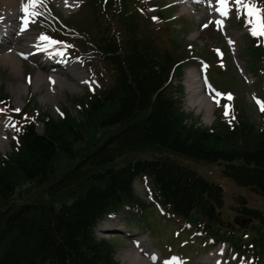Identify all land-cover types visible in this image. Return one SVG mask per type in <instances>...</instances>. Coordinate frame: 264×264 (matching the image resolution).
<instances>
[{
  "label": "trees",
  "instance_id": "16d2710c",
  "mask_svg": "<svg viewBox=\"0 0 264 264\" xmlns=\"http://www.w3.org/2000/svg\"><path fill=\"white\" fill-rule=\"evenodd\" d=\"M82 3L70 23L94 52L99 83L69 99L75 115L63 106L53 117L29 102L16 112L0 87V109L18 128L11 152L0 154V264H119L115 244L95 239L91 228L105 212L122 208L142 219L149 203L131 188L142 173L160 205L186 227L264 264L261 211L236 207L261 220L249 234L237 232L220 216L221 187L161 152L221 163L227 177L264 196V113L256 123L237 104L233 111L217 108L208 127L184 123L168 81L193 52L170 35L169 25L152 31L130 0ZM251 48L258 62L260 42L254 38Z\"/></svg>",
  "mask_w": 264,
  "mask_h": 264
},
{
  "label": "rangeland",
  "instance_id": "374dc122",
  "mask_svg": "<svg viewBox=\"0 0 264 264\" xmlns=\"http://www.w3.org/2000/svg\"><path fill=\"white\" fill-rule=\"evenodd\" d=\"M61 1L62 0H35L34 3L29 4V7L26 9L27 12L25 13V15L27 14L25 21L31 24L30 32L33 34L35 40L40 39L41 35H44L42 28L46 27V25L44 21L40 19L41 17L44 18L46 22L50 20L53 21V25L56 26L58 23L60 24V21H64L69 14L77 9L76 0H69L71 2V7L69 9L63 8ZM132 1L133 3H131V7L133 6V8H135L134 2L136 0ZM150 1L153 2L155 0ZM248 1L250 0H244L245 3L251 2ZM19 2H21V0H19ZM254 2L257 1L254 0ZM159 3L160 8H165L169 11L168 14L170 18L168 19H171V28L175 31L173 35L182 44V47L188 45L193 51V54H196V56L205 54L206 58H203L210 61L209 76L211 82L222 92H227L235 96V98H238L241 102L240 105L244 107L249 118L256 123H259L261 121L262 113H260V110L262 108L254 105L252 96L256 92L258 99L264 103V74L256 72V67L250 61V59L254 58L252 48L250 47L253 37L250 34L246 35L244 33V29H242L244 23L241 22L242 25H240L241 23L239 22L242 18L239 15H236L238 11L242 8L244 9V7L238 3L237 0H227L223 14L214 16V14L209 12L207 7L202 8L200 4L199 6L197 5L199 8L194 10L196 8L195 5L192 6V4L189 3L187 5L189 9H186L189 12L188 13L187 11L183 12L184 3L179 0H159ZM155 11L157 10H154V12L152 10L151 13H155ZM164 11L165 10H162V12ZM156 14L158 13L156 12ZM153 18L155 19V17ZM164 21L152 19L151 25L154 28H158L160 25L165 24ZM244 27L247 31L251 30L249 22H246V26ZM168 31L171 35L172 32L170 30ZM24 43L25 39L23 38H15L14 40V45L17 47H22ZM235 45L238 49L237 53L233 54L232 50ZM6 49H8V47ZM11 49L12 50L9 49V51H4V53L14 55L13 53L15 52H13V48ZM208 50H213L214 52L211 54L209 52L208 55ZM79 54L81 56L83 53L74 48L73 50L66 48L64 53V55H68L69 60H73L78 66H80V70H82L80 76H82V79H75L65 73L57 74L59 75L60 82L54 86V89L50 88L51 84L45 82L42 83L40 87L34 88V77L37 73H40L43 76L49 75V72L42 71L34 64V60L41 62L44 57L33 54L31 55L33 56V59L30 60V57L27 58L23 57V55L16 54L14 55L18 59L16 62V68L6 65L4 66L0 61V87H3L4 91L9 95L11 104L14 108L20 109L28 100L30 102L32 100L31 105L33 107L49 112L53 117L58 116L59 109H62L63 106L70 107L75 115L76 112L73 106L70 105L69 99L83 95L86 89H89L91 83L93 85L95 84L93 78L96 77V73H98V71H95L92 67L93 62L85 56H82V59L86 66L89 67V70L85 65H82L78 60L80 57L78 56ZM213 55H216L217 59L215 56L213 57ZM240 57H243L244 62L246 63L245 65ZM195 61L196 60L193 58L185 59L182 64L184 65V73L182 75V71L177 69L176 74L180 75L176 80L174 79V82L179 80V82L183 84L185 93L182 96V102L183 109L189 114V118H187L188 123L190 120H195L197 123L208 124V122L204 120L205 111L190 103L189 92L187 91V85L189 82L187 74L192 72L194 75H197V70H200V65H204L200 60H198L199 62ZM237 61L240 62L246 71L251 69L255 73L259 80L257 85L256 83L252 85H247L245 83L244 77L236 65ZM221 66L226 69H221ZM61 67L62 66H56L52 67V69ZM216 69H219L220 71H216ZM246 71L245 73L247 74ZM17 83H22L25 87V91L18 99H16V95L13 93V89ZM53 90L55 91L54 93H52ZM207 91L209 92V90ZM207 91L206 93H208ZM212 107L213 106L210 104L208 105L209 109ZM144 113L145 112H142V114ZM30 114L34 116L33 112ZM0 119L6 122L8 128L6 131L7 139L4 140V145L0 149V152L7 154L10 153L12 148L10 139H12L14 130L12 127V121L4 114H0ZM212 119L213 117L211 116V120ZM38 128L40 129V125H38ZM161 152L164 157L196 171L203 178L221 186L223 205L220 210V216L224 221H229L237 232L241 230L245 234H249L250 231L255 230V228L260 225L261 220H256L255 218L249 220L246 217L239 215L235 208L241 203L237 198L242 197L245 199V204L247 206L256 208L264 214V197L246 186L236 184L231 178L227 177L223 172V164L216 162H197L167 150H161ZM135 190L139 191L143 197H146V193L141 189L138 181L135 182ZM104 218L110 221L114 228L105 230L101 228V224L98 223L95 228V234L98 238L108 239L115 244L117 249L114 255L119 264H125L121 260L120 251L127 252L131 251L133 248L131 241L132 238L141 239L142 245H148L152 249L156 247L168 252L177 250L181 255H183V252L185 251L190 258L189 261L193 264H211L206 263V259L202 257L208 252L210 255V251L214 249L211 245L204 247L200 243L201 248L196 251L195 246L201 241V239L199 240V238H196L198 239L196 240V245L186 246L187 248L182 249L180 244L186 242L185 240L187 237L184 233L178 236L175 234L174 229H177V233L180 234L181 230L178 227L179 223L174 219L164 217L153 207L146 211V223L145 221L142 223L131 221L126 215H123V213L112 216V218H109L108 216H105ZM145 227H149L154 231L149 233L145 230ZM116 228H122V230L115 231ZM217 251L216 254H219L220 250Z\"/></svg>",
  "mask_w": 264,
  "mask_h": 264
},
{
  "label": "bare ground",
  "instance_id": "6f19581e",
  "mask_svg": "<svg viewBox=\"0 0 264 264\" xmlns=\"http://www.w3.org/2000/svg\"><path fill=\"white\" fill-rule=\"evenodd\" d=\"M184 1V0H179ZM29 0H0V17H2V22L8 23H18V26L16 27L15 32L12 35L13 38L18 39H25V43L22 47L13 46V53L16 54H27L33 55L35 52H30L34 48L40 47V49L45 52L49 49V46L54 47L48 40H35L33 37V34L30 32L31 24L24 22L23 18L19 16L20 12H25L26 8L25 5H29ZM22 6V7H21ZM210 7L213 5L210 4ZM21 7V8H20ZM223 8V7H222ZM188 9V8H186ZM185 8H183V12L186 11ZM188 12V11H187ZM189 13V12H188ZM25 14V13H24ZM8 26V25H7ZM18 30V31H17ZM48 48V49H46ZM54 48L49 49L52 51ZM14 55H9L7 53H0V61L5 66H10L16 68V62L18 59ZM54 65H63V70H54L56 72H65V74L70 75L74 77L75 79H82V70H80V66H78L74 61H67L64 56H60L59 59L55 60ZM37 65L43 70V71H53L51 69L50 65L42 64V62H37ZM189 77V82L187 85V90L189 92V100L192 105L197 106L198 108L204 110V120L209 121L211 119V110L208 108V105H211V102L209 99L206 98L204 87L198 82V78L194 75V73L190 72L187 74ZM65 81V80H64ZM49 83L51 84V89H54V86L60 82L59 75L57 74H49L47 76H43L40 73L36 74L34 77V88L40 87L42 83ZM25 91V87L22 85V83H17L15 88L13 89V93L16 95V99H18L21 94ZM55 91L53 90L52 93ZM210 98V97H209ZM6 130L7 126L4 122H0V149L4 145V140L6 139ZM106 223L103 222L102 227L104 229L112 228V224L109 223V221L105 220ZM109 223V224H108ZM137 247H139L137 245ZM137 248H132L131 251H120V257L121 260L125 264H151L147 258H141L139 257L138 253L135 251ZM154 254H150L152 256ZM169 264H180L178 260H173ZM214 264H217V262H214Z\"/></svg>",
  "mask_w": 264,
  "mask_h": 264
},
{
  "label": "snow or ice",
  "instance_id": "6c2138e0",
  "mask_svg": "<svg viewBox=\"0 0 264 264\" xmlns=\"http://www.w3.org/2000/svg\"><path fill=\"white\" fill-rule=\"evenodd\" d=\"M35 0H29V3L32 4L34 3ZM219 2L222 5H226L227 0H219ZM238 3H240L244 8L247 9L248 15L249 16H254L256 17L254 23V27L252 29V34L253 35H259V34H264V14H261L258 12V10L255 8L254 5L251 3H245L244 0H237ZM29 5H25V8L27 9ZM223 11V9H221ZM40 39L42 40H50L51 38L46 37L44 35H41ZM55 43V41H53ZM262 110H264V104H262ZM18 111V109H17ZM173 260H179L178 257H173Z\"/></svg>",
  "mask_w": 264,
  "mask_h": 264
}]
</instances>
